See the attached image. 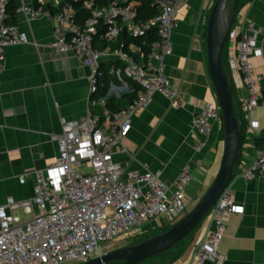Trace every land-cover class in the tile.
I'll return each instance as SVG.
<instances>
[{
	"label": "built area",
	"instance_id": "obj_1",
	"mask_svg": "<svg viewBox=\"0 0 264 264\" xmlns=\"http://www.w3.org/2000/svg\"><path fill=\"white\" fill-rule=\"evenodd\" d=\"M10 1L0 0V77L6 66V48L31 42L16 23L8 21ZM77 1L91 14L84 21L77 16ZM155 2L158 13L146 20L138 19L137 0H114L108 6H100L96 0H62L56 12L44 4L17 9L28 19L49 17L53 46L61 53H74L93 70L87 111L82 118H64L62 131L51 134L59 154L48 172L35 171L34 196L24 200L9 197L0 204V264L80 263L102 254L118 240L142 235L143 226L151 221L162 220L160 225L164 226L189 211L187 187L193 179L189 166L168 183L159 171L148 166L144 171L132 170L115 158L127 150L124 140L134 115L149 107L156 93L175 106L184 105L166 73L165 60L173 53L178 11L188 0ZM102 23L105 32L100 33ZM125 29L132 37H147L154 31L157 38L148 51L135 43L126 49L120 41ZM263 34L259 25L248 22L242 29L232 28L226 40L231 83L244 86L247 92L241 104L249 120V133L261 127L253 118L261 103V77L252 58L263 54L258 45ZM96 37L102 46L96 45ZM108 60L122 64L111 67L108 73L122 83L123 93L130 90L131 81L141 88L138 97L120 110L109 107L113 91L101 93L102 65ZM213 121L223 122L222 108L218 101H206L193 119L198 146L204 145ZM84 165L88 171L82 170ZM241 175L247 180L264 176V147L257 149L256 159ZM20 181L25 182L23 175ZM33 207L37 212L29 220L14 214L17 210L33 211ZM244 211L245 206L235 202L227 187L203 219L205 232L194 247L190 264L209 260L223 264L226 254L220 249L221 240L231 216Z\"/></svg>",
	"mask_w": 264,
	"mask_h": 264
},
{
	"label": "crops",
	"instance_id": "obj_2",
	"mask_svg": "<svg viewBox=\"0 0 264 264\" xmlns=\"http://www.w3.org/2000/svg\"><path fill=\"white\" fill-rule=\"evenodd\" d=\"M61 2L11 0L9 3L12 20L8 21L16 23L31 42L6 48V66L0 77V204L9 197L24 200L34 196L35 171L48 172L59 154L51 134L62 131L64 118H82L88 108L89 76L93 69L74 53H61L53 46L54 29L49 17L28 19L17 10L21 5L44 4L56 12ZM214 2L188 0L178 11V27L172 37L173 53L166 58L165 65L172 87L184 105L175 106L164 95L156 93L149 107L134 115L131 131L124 140L126 152L115 155L129 169L144 171L148 166L159 171L168 183L174 182L179 172L189 166L193 179L187 187V196L191 205L197 203L214 181L224 150L223 122H212L201 147L193 129L195 113L202 104L217 101L207 55V23ZM248 22L264 30V0H246L235 15L232 28L242 29ZM258 45L263 54L253 57L252 63L261 77V103L253 118L261 127L253 133L248 132L249 120L241 104L247 95L246 89L234 85L244 132L240 160L229 188L235 202L244 205L245 211L230 218L220 244L226 254L223 264H264V176L247 180L241 175L256 159L257 149L264 147V142L257 145V139L264 136V34L259 37ZM120 65L117 60H108L102 66L110 70ZM103 84L113 91L112 97L120 99L126 93L113 75ZM22 175L24 183L20 181ZM36 212L33 207V211L17 210L14 214L29 220ZM161 222L147 223L142 228L143 234L171 223L161 226ZM202 223V229L184 239L180 257L168 264L192 262L194 247L205 232L206 225ZM150 258L139 264L159 262V257ZM205 264L217 263L209 260Z\"/></svg>",
	"mask_w": 264,
	"mask_h": 264
},
{
	"label": "water",
	"instance_id": "obj_3",
	"mask_svg": "<svg viewBox=\"0 0 264 264\" xmlns=\"http://www.w3.org/2000/svg\"><path fill=\"white\" fill-rule=\"evenodd\" d=\"M239 0H215L207 23V55L216 98L222 108L224 150L220 170L197 203L168 230L139 243L110 250L76 264H139L183 240L204 219L222 192L229 187L241 156L242 122L231 90V73L223 63V49L235 19Z\"/></svg>",
	"mask_w": 264,
	"mask_h": 264
},
{
	"label": "trees",
	"instance_id": "obj_4",
	"mask_svg": "<svg viewBox=\"0 0 264 264\" xmlns=\"http://www.w3.org/2000/svg\"><path fill=\"white\" fill-rule=\"evenodd\" d=\"M112 1H114V0H96V3L100 6H108V5H110V3ZM137 1H138V5H137L138 19L146 20V19H148V18H150V17H152L158 13V7H157L155 0H137ZM245 1L246 0H239L237 6L235 8V15L238 12L241 5ZM74 5H75V8L77 10V16L82 21H84L86 18H88L91 15L89 11H86L83 9L82 3L77 1V2H74ZM45 7L50 8L48 5H45ZM9 12H10V10H9ZM9 20L11 21L12 17H9ZM99 32L100 33L105 32V28H104L103 23L100 24V26H99ZM153 32H149L147 37H132L129 35V33L125 29L120 36V41L122 40L125 42L126 49H128V45H130L131 43H135L136 45L140 46L144 51H148L150 44L157 38V34L155 32L154 33ZM96 41H97V44H96L97 46H99V47L102 46L103 42H102V40L99 39V37H96ZM222 58H223L224 66H225L226 70L228 71L229 68H228V64H227V43H225ZM102 68L105 71L103 81H105L107 83L108 80L110 79V75L108 73L107 68H105L103 66H102ZM129 85H130V90L127 93L122 94L121 97H119L120 99H118L116 97H110L109 98V107H111L115 110H120L123 107H125L129 102H131L132 99L138 97L139 92L141 90L140 86L136 83H130V82H129ZM231 90H232V95H233V100H234V104L236 107V111L239 115L238 104L236 103V98H235V94H234V84L233 83H231ZM107 92H108V85L103 86L101 93L106 94ZM120 103H122L121 104L122 107H119V106H121ZM243 132H244V127L242 128V134H243ZM222 137H224L223 132H222ZM263 142H264V136H262V138L257 139V145H262ZM236 166H237V164H236ZM236 166H235V169H236ZM169 228L163 227V228L153 230L149 233H144V234L136 237V239H134V241L132 243H139V242H141V241H143V240H145V239H147V238H149L155 234L164 232V231L168 230ZM192 232H190L187 236H189ZM184 239L181 240L176 245H174L172 248L158 254L157 256H153L150 259H153L154 257H159L160 259H162L157 264H168V263L173 262L174 260L178 259L181 255V252H182V249H181L182 246L181 245H182ZM119 263L120 262H114V264H119Z\"/></svg>",
	"mask_w": 264,
	"mask_h": 264
},
{
	"label": "rangeland",
	"instance_id": "obj_5",
	"mask_svg": "<svg viewBox=\"0 0 264 264\" xmlns=\"http://www.w3.org/2000/svg\"><path fill=\"white\" fill-rule=\"evenodd\" d=\"M82 170L83 171H88L89 170V168L86 166V165H84L83 167H82ZM200 199V198H199ZM198 199V200H199ZM194 205L192 204L191 206H190V209L193 207ZM189 209V210H190ZM19 214L21 215V216H24V213L23 212H19ZM186 214V213H185ZM185 214H183V215H181V217H179V218H177L175 221H173V222H171L168 226H166L165 228H169V227H171L173 224H175L176 222H178ZM203 226V223L201 222L198 226H197V228L191 233L192 234V236L195 234V233H197L200 229H202L201 227ZM134 238H136V237H133V238H125V239H121V240H118V241H116V242H114L112 245H111V247L110 248H106V249H103V253H106V252H108V251H110V250H113V249H116V248H119V247H122V246H125V245H128V244H130V243H132L133 241H134ZM189 239H191L190 237L188 238V240ZM192 244V243H191ZM191 244H189L188 245V248L191 246ZM104 245H102V247H103ZM97 255V254H96ZM96 255H93L92 257H95ZM158 255V254H157ZM162 259H160L159 258V261H161ZM153 261V260H152ZM154 261H158L157 259H154ZM77 262L76 261H73V262H71L70 264H76ZM158 263V262H157ZM157 263H153V262H147V263H145V264H157Z\"/></svg>",
	"mask_w": 264,
	"mask_h": 264
}]
</instances>
